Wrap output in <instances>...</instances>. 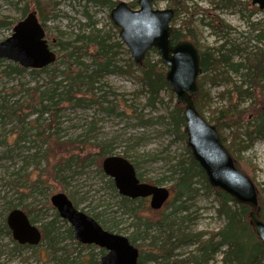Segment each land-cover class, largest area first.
Segmentation results:
<instances>
[{
  "label": "trees",
  "instance_id": "1",
  "mask_svg": "<svg viewBox=\"0 0 264 264\" xmlns=\"http://www.w3.org/2000/svg\"><path fill=\"white\" fill-rule=\"evenodd\" d=\"M21 1L18 0L17 3L20 4ZM85 1L88 4L105 7L110 12L118 3L115 0ZM186 2L187 0H171L169 7L174 10V17H177L181 11L189 16L179 27H176V20L173 19L171 40L173 43L189 40L200 52L201 74L194 104L204 118L203 106L207 98L204 93V81L208 79L214 86L221 82L226 84V89L221 93V98L226 100V105L212 111L211 117L208 120L205 119L216 127L224 146L233 156L237 168L255 183L259 197L257 215L264 222V189L259 187L255 180L256 167L240 161L233 152V145L239 138H244L243 150L250 148L256 139L264 138V48L258 45L264 42V25L252 20L260 10L250 1L245 4L238 0H209L213 8L202 11L204 16L201 15L199 22L204 28L210 29L211 34L219 37L221 44L208 47L201 45L198 38L196 20L201 10L197 8L190 11ZM129 5L136 9L138 1L132 0ZM56 7L57 0H26L20 9L21 20L31 12H36L47 35L49 29L46 23L50 17L55 16ZM218 10L240 11L247 27L256 33L253 40L248 36V32L247 35L245 32L240 35L246 41L238 42V39L232 35L233 29L219 16L214 15ZM244 11H249L247 16ZM21 20L13 23L6 17L2 18L0 29L13 30ZM111 23L116 34L119 35L120 29L112 21ZM248 41H255L257 45L250 47ZM57 45L60 47L62 57L58 55L57 61L49 67L27 69L11 62L1 72L6 76L23 75L26 72L31 75L48 74V81L43 87L39 85L26 87L21 84L17 92L10 94L14 97L21 95L22 101L12 103L8 94L1 98L0 118L10 123L17 122L18 125H30L31 142L40 143L43 147L30 155L29 162L25 164L32 166V170L24 174L19 171L15 174V178L8 182L18 193V202H9L6 210L9 213L13 209L20 208L27 213L32 223L36 224V218L32 214L36 211L39 215L42 211L37 210L35 205L30 209L25 207L23 201L34 198L36 194L45 197L46 209L54 211L53 218L44 221L40 226L43 234L41 244H45L49 258L57 264H100L103 252L97 254L88 250L89 253L84 256H74V249L69 250L68 247L61 245L67 238L74 241L72 227L66 220L60 218L50 202L52 194L64 192L78 207V201L74 199L75 194L71 192L74 179L86 174L90 168H96L105 189L107 188L114 195L113 197L118 199V209L133 218V232L129 240L139 249V264H264L263 245L251 224V208L238 204L225 192L212 187L205 171L187 146L185 105L178 104L174 100L175 94L166 80L167 68L157 51H150L141 64L130 60L131 65L121 66L116 61L119 55L117 51L128 49L121 40L112 43L111 37L103 34L100 29H93L90 33L79 35L74 42L65 43L58 40ZM154 56L157 58H153ZM3 60L0 59V64ZM111 74L136 75L141 85L139 93L147 97V104L150 107L163 103L161 95L164 92H168L172 99L167 115L161 117V120L167 124L169 132L175 136L176 140L185 143L187 156L171 160L173 163L170 165V177L157 181L143 177L140 165L145 160H131L128 154L129 150L132 151L138 145V142L128 145L127 151L122 155L135 165L142 182L159 186L170 182L172 199L159 211L158 217H144L143 213L147 211L145 200H130L122 197L113 179L105 175L102 163L107 157L112 156L113 145L111 142H101L93 137L94 124L90 125L85 133L75 138H64L61 134L62 128L58 117L65 109L103 106V100L97 95V91L102 90L101 81ZM229 74H235L238 80H233ZM247 100H251V104L245 109H240V105ZM113 106V103H109L103 110L109 114L114 113ZM117 106L120 104H116ZM131 108L128 106L127 110ZM136 112L133 108L130 114ZM33 115L37 117L30 121ZM44 116L49 117L48 122L43 125L41 119ZM139 122L140 125L148 123L142 117H139ZM32 131H34L33 134ZM225 131H229L233 144H227L229 135L225 136ZM201 191L208 196H213L217 205V216L224 220V225L216 232L186 234L184 224L191 220L188 216H181L189 211L188 203L194 202ZM100 205L99 203L98 206ZM108 207L100 213H96L98 207L91 208L87 213L104 227L106 223L104 216L107 214ZM168 208L170 212L165 213ZM6 218L1 221L0 233L12 237ZM60 223H63L66 228ZM113 227L118 226L113 225ZM104 228L113 231L112 228ZM75 247L86 250L76 243ZM184 247H192L193 250L185 259H181L183 255L180 251ZM35 248L21 246L15 242L14 251ZM217 256H221L219 262L216 261Z\"/></svg>",
  "mask_w": 264,
  "mask_h": 264
},
{
  "label": "rangeland",
  "instance_id": "2",
  "mask_svg": "<svg viewBox=\"0 0 264 264\" xmlns=\"http://www.w3.org/2000/svg\"><path fill=\"white\" fill-rule=\"evenodd\" d=\"M115 1L130 3L132 0ZM238 1L245 4H248L249 1L251 3V0ZM17 2L18 0H0V19L6 17L13 23L21 20L20 9L26 0H22L20 4ZM170 3L171 0H154V8L158 10L169 9ZM186 6L189 7L190 11L197 8L201 10L196 20L200 44L208 47L221 44V40L218 39L219 37L211 34L212 31L201 26L199 22L201 15L204 16L202 11L213 8L209 0H187ZM248 13L249 11H244L246 16ZM214 15L219 16L220 19L233 29L232 35L235 39H238V42L241 41L242 43L246 41L239 35L241 31H247L248 36L252 40L256 35V33L247 27L246 21L240 11L218 10ZM188 17L187 13L181 11L177 17H174L176 27H179L182 21L187 20ZM252 20L264 25V10L257 12ZM46 24L49 29L46 40L51 50L60 57H62V53H60V47L57 45L58 40L65 43L74 42L79 35L90 33L93 29H100L103 31V34L109 35L112 43L120 41V37L116 34V30L111 23L110 11L105 7L88 4L85 0H57L55 16L50 17ZM11 33L12 30L9 28H1L0 42L8 38ZM248 45L253 47L257 44L255 41H248ZM258 45L264 48V42ZM127 51L124 49L117 51L119 55L116 57V61L124 67L131 65L130 60H133L130 52ZM153 58L156 59L157 56ZM86 63L89 62L86 61ZM9 64L11 62L7 60H3L0 64V106L2 103L1 98L7 96L6 94H8L12 103L22 101L23 97H20L21 95L17 97L10 95L17 92L21 84L26 87H33L35 85L43 87L48 81L47 73L31 75L29 72H26L23 75L13 76L2 74L1 72ZM60 70H62V67H60ZM229 75L233 80H238L235 74ZM101 85L102 90L97 91V95L103 100L101 108H67L61 112L58 118L63 137L75 138L85 133L89 126L94 124L95 131L92 134L93 137L101 142H111L113 145L112 155L122 156L127 151L128 145L138 142V145L132 151L129 150L128 154L131 156V160H145L140 165V172L145 179L157 181L170 177V165H172L174 159H181L187 156L185 143L176 140L175 136L169 132L167 124L161 120V117L167 115V110L172 105L170 94L168 92L162 93L161 99L163 103L150 107L147 104V97L139 93L141 85L136 75L111 74L101 81ZM226 87L224 82L214 86L210 80L206 79L204 81V93L207 98L203 106V114L207 120L211 117L212 111L221 109L226 105V100L221 98V93ZM174 97L176 101V96ZM109 103H113V108L115 107L114 113L109 114L103 110ZM118 103L120 106L116 107ZM250 104L251 100H247L240 105V109H245ZM128 106H131V109L133 110L134 108L137 112L130 114L132 110H127ZM36 117L37 115H33L29 120L32 121ZM48 117L44 116L41 119L43 125L48 122ZM139 117H142L148 123L140 125ZM29 130L30 125H18L17 122L10 123L0 118V225L1 221L8 214L6 210L7 204L9 202H18V193L8 182L13 180L15 174L19 171L22 174L25 172L29 173L32 170V166L25 165L29 162V156L37 149L43 148L40 143L31 142ZM31 133L33 134L34 131ZM224 134L225 136L229 135V131H225ZM227 144H233L230 135L229 137L227 136ZM244 144L243 137L237 139L233 145L234 155L240 161L256 167L254 172L255 180L259 187L264 189V138L256 139L247 150H243ZM172 159L173 161H171ZM22 168L25 169L22 170ZM72 185L71 192L75 194L74 199L78 201L77 208L90 212L91 208L98 207L96 208V213H100L104 208L109 206L107 214L104 216L106 220L104 227L112 228L113 232L127 236L128 238L131 236L133 232L132 216L118 209V199L113 197L114 195L107 188L105 189L102 178L96 168H90L86 171V174L75 178ZM163 185L170 187V182H165ZM73 203L75 204L74 201ZM99 203L101 204L100 206H98ZM45 204V197L39 194H36L34 198L23 201L25 207L30 209L35 205L37 210L42 211L39 215L36 211L32 214L36 218V224L39 227L44 221L52 219L54 216V211L46 209ZM188 204L190 205L189 211L181 216H188L191 220L184 224V232L186 234L216 232L223 227L224 220L217 216V205L213 196H208L201 191L196 200ZM168 212H170L169 208L165 210V213ZM143 216L148 218L158 217L159 211H152L148 208L143 213ZM60 225L66 228L63 223H60ZM113 225H117L118 227H113ZM12 240V237L0 233V264H57L49 258L45 244H40L35 249H23L15 252V242ZM61 245L68 247L69 250L74 249V256H84L89 253L88 249L76 248L74 241L68 238L63 240ZM191 250H193L192 247L182 248L180 253L183 256L180 258L185 259ZM92 252L98 251L94 249ZM220 259L221 256L216 257V261L219 262Z\"/></svg>",
  "mask_w": 264,
  "mask_h": 264
},
{
  "label": "water",
  "instance_id": "3",
  "mask_svg": "<svg viewBox=\"0 0 264 264\" xmlns=\"http://www.w3.org/2000/svg\"><path fill=\"white\" fill-rule=\"evenodd\" d=\"M138 9L121 1L110 12L112 22L120 29L122 42L137 64L155 49L167 68L166 80L178 104L185 105L187 146L205 171L209 184L225 192L238 204L251 208V224L264 249V222L258 217V189L252 179L241 172L233 156L224 146L215 126L197 110L194 98L198 93L201 56L189 40L173 43L171 26L174 10L154 8V0H137ZM264 10V0H252ZM36 12H31L0 42V59L19 64L27 69H42L57 61ZM104 173L114 180L120 195L130 198L151 197L150 206L160 210L170 192L165 186L142 183L134 165L126 158L113 155L102 164ZM60 217L73 229L76 240L93 244L108 251L100 264H139V249L126 236L110 233L90 215L77 209L64 192L50 198ZM13 240L21 246L35 247L41 243L42 233L22 209L12 210L6 219Z\"/></svg>",
  "mask_w": 264,
  "mask_h": 264
},
{
  "label": "flooded vegetation",
  "instance_id": "4",
  "mask_svg": "<svg viewBox=\"0 0 264 264\" xmlns=\"http://www.w3.org/2000/svg\"><path fill=\"white\" fill-rule=\"evenodd\" d=\"M134 167H135V165H134ZM135 169H136V167H135ZM136 172H137V176H138V178H139V175H138V171H137V169H136ZM140 179V178H139ZM141 181V180H140ZM142 182V181H141ZM142 183H148V182H142ZM148 184H151V183H148ZM152 185H154V184H152ZM122 196V195H121ZM122 197H124V196H122ZM124 198H126V197H124ZM127 199H130V198H127ZM130 200H145V202H146V207H147V209L148 208H150L152 211H155V210H153L152 208H151V206H150V202H151V197H148V198H137V199H130ZM168 202V201H167ZM166 202V203H167ZM165 203V204H166ZM148 204V205H147ZM164 204V205H165ZM150 206V207H149ZM104 228V227H103ZM41 229V228H40ZM104 230H106V231H108V232H110V233H114V234H119V233H116V232H113V231H109V230H107V229H105L104 228ZM72 233H73V230H72ZM73 236H74V234H73ZM74 241H75V243L77 244V245H80V246H82V247H84V248H86V249H88V250H90V251H93L94 249L96 250V251H98V252H93V253H97V254H99V253H101V252H103V254L101 255V258H100V262H101V259L104 257V256H106L107 255V253H108V251L107 250H105V249H103V248H100V247H98V246H96V245H93V244H84V243H81V242H79L78 240H76L75 238H74ZM89 256V255H88Z\"/></svg>",
  "mask_w": 264,
  "mask_h": 264
},
{
  "label": "bare ground",
  "instance_id": "5",
  "mask_svg": "<svg viewBox=\"0 0 264 264\" xmlns=\"http://www.w3.org/2000/svg\"><path fill=\"white\" fill-rule=\"evenodd\" d=\"M246 32V33H245ZM241 33H245V35H247V31H241L240 33H239V35L241 34ZM241 36V35H240ZM244 39V38H243ZM169 192H170V195H169V198H168V202L172 199V192H171V190L169 189Z\"/></svg>",
  "mask_w": 264,
  "mask_h": 264
}]
</instances>
